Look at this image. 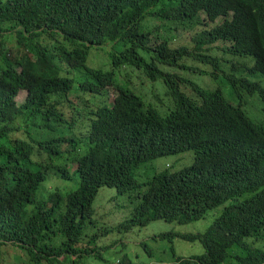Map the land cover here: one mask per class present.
<instances>
[{
  "label": "trees",
  "instance_id": "obj_1",
  "mask_svg": "<svg viewBox=\"0 0 264 264\" xmlns=\"http://www.w3.org/2000/svg\"><path fill=\"white\" fill-rule=\"evenodd\" d=\"M182 32L190 65L178 63L187 46L171 47ZM73 128H86L85 152ZM51 176L79 188L39 196ZM102 189L132 203L107 241L212 218L201 234L160 235L203 253L158 264H264V0H0V264L4 247L30 264L105 261L116 242L95 232Z\"/></svg>",
  "mask_w": 264,
  "mask_h": 264
},
{
  "label": "rangeland",
  "instance_id": "obj_2",
  "mask_svg": "<svg viewBox=\"0 0 264 264\" xmlns=\"http://www.w3.org/2000/svg\"><path fill=\"white\" fill-rule=\"evenodd\" d=\"M206 26H203V28L210 29L208 24H206ZM161 31L162 27L157 31V34L160 35ZM180 38L181 39L179 40L173 41L171 47L177 49L179 46H187L190 49V53L183 57L182 60H179L178 63L190 65L193 62V59L189 55L195 52V42L191 39L189 34L183 32L181 33ZM214 46V49L226 47L222 44H216ZM105 49L106 50L101 49L100 53L93 52L90 62L93 67H103L104 63L107 62L108 54L112 48L106 47ZM96 53H99V55ZM95 61L96 64H94ZM108 65L109 62L107 66ZM176 74L181 76L183 72L177 68ZM193 78L199 84L203 81V78L198 74H193ZM111 94L114 95L113 92H111ZM26 97V91L21 92L17 98L18 104H23ZM113 100L114 97L111 98V103ZM36 132L33 133L35 134ZM86 132V128H73L68 131L69 135L80 143L79 148L82 152L89 149V141L86 137ZM179 157L180 156H169L167 158H162L157 160L153 164L154 166L151 165L142 168L139 174V179L144 180L148 176H153L155 172L162 169L166 162L175 163ZM155 167L159 169L157 170ZM78 188L79 180L76 179V176L71 181H65L57 176H51L47 179L38 194L41 196L44 190H46L44 192L45 194L50 190H60L64 193H71L78 190ZM94 208L96 210V218L100 227V230L95 232L97 233L98 238L102 241L101 246L112 242H116V244L113 248H105L101 252L105 261L92 255L83 257L78 264H117L120 260L123 261V264H158L161 261L173 262L175 256L188 258L195 254L198 255L204 252L200 243H190L180 238L162 239L160 235L166 233L197 235L204 233L213 222L212 218L186 225L155 221L146 227H132L128 233H125V229L120 227L113 235L109 236V241H107L108 238L105 235V232L108 228L113 227V224L116 223L126 224L128 220L133 219L131 200L128 196L118 195L115 190L102 189L94 202ZM111 238H113V241ZM3 251H6V254L3 256L2 264H30L29 258H24L22 251L17 247H4L1 249V253Z\"/></svg>",
  "mask_w": 264,
  "mask_h": 264
},
{
  "label": "clouds",
  "instance_id": "obj_3",
  "mask_svg": "<svg viewBox=\"0 0 264 264\" xmlns=\"http://www.w3.org/2000/svg\"><path fill=\"white\" fill-rule=\"evenodd\" d=\"M148 25H149L150 27H152V26H156V27L158 28L156 31H154V36H153L152 38L156 37V35H157V31L160 30V27H159L158 25H156V24L150 22V20H149V22H148ZM216 44H223V43L218 42V43H216ZM216 44H214V45H216ZM214 45H212V46H213L212 48L215 47ZM187 54H188V53H187ZM187 54H186V55H187ZM186 55H185V56H186ZM185 56H184V57H185ZM182 59H183V58H181V59H179V60H182Z\"/></svg>",
  "mask_w": 264,
  "mask_h": 264
},
{
  "label": "bare ground",
  "instance_id": "obj_4",
  "mask_svg": "<svg viewBox=\"0 0 264 264\" xmlns=\"http://www.w3.org/2000/svg\"><path fill=\"white\" fill-rule=\"evenodd\" d=\"M241 218V217H240ZM239 219V218H238Z\"/></svg>",
  "mask_w": 264,
  "mask_h": 264
}]
</instances>
